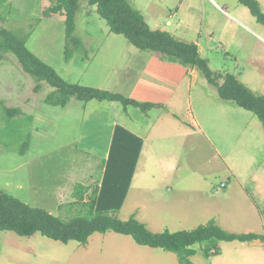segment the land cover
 Here are the masks:
<instances>
[{
    "label": "rangeland",
    "instance_id": "1",
    "mask_svg": "<svg viewBox=\"0 0 264 264\" xmlns=\"http://www.w3.org/2000/svg\"><path fill=\"white\" fill-rule=\"evenodd\" d=\"M231 1L237 2L218 0L222 8L233 13ZM260 2V9L264 12V0ZM50 5V0H0V26L25 37L27 48L68 82L102 89L121 74L124 76L116 83L120 91L115 92L129 96L132 91L126 89L135 80L139 68L147 64V69L149 62L157 63L160 58L175 64L177 73L186 68L159 52L136 48L123 35L110 32L104 19L96 14L85 15L91 9L83 5L76 13L73 33L81 45L75 48L77 45L70 44L67 54L64 52V17L60 13L44 14ZM242 7L251 15L246 6ZM211 8H201L200 13L204 17L210 15ZM219 14H211L215 22L205 27L212 28V33H200L202 38L209 36L211 40L209 56L212 70L232 73L254 93L264 94V26L259 22L256 26L255 20L247 21L248 16L245 17L247 20L240 17L257 34L255 36L236 23L233 15ZM205 54L201 56L205 57ZM129 64L131 68L126 73L123 67ZM222 66L225 69L221 70ZM196 71L198 75L195 77L187 74L185 79L178 78L176 84L168 79V83H172L171 90L183 91L186 98L178 101V106L171 104L170 108L163 110L162 129L169 126L164 124L170 120L180 119L184 123L194 120L191 113L203 125V132L197 130L187 136L183 133V126L176 125L179 137L164 138L162 144H157V139L152 141V145L162 147V152H165L162 157L146 154V145L134 182V187L143 183L150 185L139 189L141 196L149 197L148 208L142 212L150 211L153 215L162 209V182L170 179L175 170L177 179L182 180L183 190L205 185L214 193L212 186L220 187L222 182L243 184L251 189L252 194L259 193L256 202L264 209L263 122L233 101L221 99L216 88ZM53 89L45 81L38 82L22 70L12 52L0 51V190L30 206L67 218L66 205L72 200L74 183L85 180L89 175L94 178L103 169L111 138L110 125L113 120L121 121L120 111L123 109L118 101H80L74 97L65 106H52L45 103L44 98ZM154 93L148 91L145 96L153 97ZM173 96L172 93H162V100ZM14 102L18 106L13 105ZM173 108L179 115L170 116L169 110ZM6 109L17 112L7 114ZM126 110L136 118L134 108L128 106ZM146 114L137 112L140 119L136 121L140 126L147 123ZM152 117L155 119L154 114ZM167 144L174 150H164ZM175 144L178 145L177 150ZM149 177L151 181H147ZM219 189L223 191V188ZM188 190L183 194H191ZM228 201L230 198L224 203ZM192 210L190 207L187 212ZM126 214L125 210L113 213L116 217ZM158 216H162V211ZM124 237L110 239L116 242H104L99 247L135 245L130 236ZM82 247L77 241L62 243L40 233L20 236L0 230V264H116L114 262L120 259L118 256L104 259L86 255L81 251ZM128 260L129 256H126L123 264H128Z\"/></svg>",
    "mask_w": 264,
    "mask_h": 264
},
{
    "label": "trees",
    "instance_id": "2",
    "mask_svg": "<svg viewBox=\"0 0 264 264\" xmlns=\"http://www.w3.org/2000/svg\"><path fill=\"white\" fill-rule=\"evenodd\" d=\"M51 5L44 14L62 13L65 24V49L69 45H81L73 35L76 28V13L82 0H50ZM96 5V11L103 18L109 31L123 35L133 46L140 50L156 51L185 66L195 67L207 82L216 88L221 99L233 101L236 105L251 111L264 125V94H257L240 82L232 73L223 74L212 70L208 59L200 56L196 43L177 39L171 33L151 29L139 10L128 0H86ZM246 6L256 21L264 26V12L257 0H237ZM75 48L73 50L75 51ZM0 51L12 52L18 59L22 70L38 82L45 81L52 88L44 102L52 106H64L74 97L80 101H118L125 108L128 105L147 112L159 104L140 102L117 92L71 83L62 78L55 69L43 62L26 46L25 37L0 26ZM37 89V87H36ZM12 114V109H6ZM142 141L120 125L113 129L112 142L103 161V171L99 185L90 186L77 183L73 187V201L66 205L68 216L54 215L42 208L33 207L17 197L0 190V230L12 231L20 236L40 233L52 240L68 243L75 240L85 244L94 232L114 231L130 235L139 245L161 248L176 254L179 264H193L190 257L195 254L193 245L199 243L205 257L217 254L218 242L251 241L264 235L255 233H230L214 220L199 224L190 230L171 232L150 231L145 224L131 216L121 220L112 215L117 211L126 196L134 173ZM60 207V206H59Z\"/></svg>",
    "mask_w": 264,
    "mask_h": 264
},
{
    "label": "crops",
    "instance_id": "3",
    "mask_svg": "<svg viewBox=\"0 0 264 264\" xmlns=\"http://www.w3.org/2000/svg\"><path fill=\"white\" fill-rule=\"evenodd\" d=\"M128 1L134 8L140 11L142 16L144 17V20L147 22L151 29L165 30L179 40L196 43L200 56L206 53V56L203 58L208 59L209 63L211 61V58L209 56V54L211 53V40L209 39V36L208 38H202L200 36V33L205 32L206 34H208L211 32L212 28L205 29L206 26H212V21L215 22V19L211 17V14L220 15L219 13L223 12L230 17L233 15L232 18L233 20L237 21L236 23L240 24L241 26L252 32L255 36H257V34L248 27L244 20H247L245 19V17L248 16L249 19L247 21L255 20L256 23L254 24L256 26L258 25V22L251 13V15H248V13H246L245 9H243L244 7H242L243 4L238 1H231V10L236 15L222 8L218 0ZM257 1L259 5L262 6L260 0ZM82 5L85 8L91 9V11L88 10L85 15L88 14L87 16H92L96 14L97 17L101 18L96 11V5H91L86 0H82L80 2L78 13L79 10L81 11ZM209 6H212L210 10L211 14H207L204 17V14L202 15L200 13V9L206 7L209 10ZM216 11L218 13H216ZM54 14L57 13H52L50 15ZM60 14L64 17L62 13ZM227 15L224 14V16L228 18ZM240 17L244 20H242ZM157 60V63L149 62V67L147 69V64L143 68L140 67L135 80L126 89V91H132V93L129 94V96L125 97L132 98L140 102H151L159 104V106L152 107L147 110L145 121L147 123L143 126H140V122L136 121V119H140V115H137V112L141 110L138 107L128 105L129 107L131 106L132 108H134L136 112V118L134 119L126 110L128 106L124 108L121 104L123 109L120 111L121 121L113 120L111 122L112 124L110 125L111 138L106 150L107 155L112 142L113 129L115 125H120L123 128L129 130L142 141L134 173L131 178L126 196L122 202L121 207L117 211H115L121 212V210H125L127 214L123 217H120L118 215L117 218L121 220H127L128 218L133 216L138 221L145 224V226L152 232H161L165 229L171 232L182 229L190 230L195 228L199 224L206 223L209 220H214L218 226L230 233L252 232L259 235H264V209H261L259 204L256 202L259 199V193L254 195L252 194L251 189L248 190L243 184L233 185L231 183L229 184L228 182H222L220 187L212 186V188H215L214 193L205 185H198L192 187V189L183 190V187L181 185L182 180L180 178L177 179L176 170L174 171L173 175H170V179L167 180V178H162L167 180L162 182V209L160 210L162 211V216H158L160 211L156 214L154 212L153 215L148 210V212L146 213L142 212L144 209L148 208L149 197L141 196L139 193V189L149 188L150 185L148 183H143L142 186H140L141 184H139L140 187H134V182L136 179V173L138 171L142 154L144 153L145 148H147L146 145L148 146V151H146V154L150 156L162 157V154L165 153L164 151L162 152V147H157L154 144L152 145V141L154 139H157V144H162V139L164 138L179 137L180 131L176 132V125H179L181 127L183 126V133H185L187 136H191L192 132H195L197 130L203 132V125L199 124V122L195 118H193L194 116L191 113L190 117L194 120H190L185 123L180 119H175L177 121L170 120L167 124H164H169V126H166L162 129V114H164L163 110H167L168 108H170L171 104L173 106H178L177 102L182 101L184 98H186L183 91L171 90L172 83L169 84L168 79L171 78L172 81L176 84L178 78L183 77V79H185V76L187 74L195 77L197 74H195V72H197V68L186 66V68L182 69L181 73H177V67L175 66V64L163 61L160 58ZM130 68V64L125 65L123 67V70L127 73ZM222 69L225 68L222 66L221 70ZM231 71L233 72V70ZM123 76L124 75L120 74L117 77H114L110 83H107L109 86H106V88L102 87V89H107L111 92L120 91L117 88L116 83ZM262 86H264V84ZM163 89H169L171 91H162ZM148 91H155L154 96L147 98L145 96V93ZM162 93H172L175 96L166 100H162ZM186 101L190 103V100L187 99ZM13 105L18 106L17 104H15V102L13 103ZM6 107L12 108L13 106L7 105ZM176 110L177 109L174 108L169 110V114L171 117H173V114L179 115L175 112ZM124 113H126L129 118H127V116L123 117ZM152 114L155 115V119H153ZM126 121L128 122V124H126ZM242 128L244 129L245 126H243ZM174 146L177 150L176 146L178 145L175 144ZM163 149L171 151L174 150V147L171 148L167 144L163 147ZM107 155L103 160L107 158ZM102 171L103 169H101L99 173L94 176V178L89 175L83 181H76L74 185L77 183H81L83 185L90 186V188H93L94 186L100 184ZM151 179L152 178L149 177L147 181H151ZM93 180H96L97 182L96 184L94 183V185L92 184ZM219 188H223V191ZM187 190L191 194H183ZM184 197L186 198L185 200ZM229 198L230 201L224 203V200ZM73 200L74 198L72 197L71 201ZM210 200L212 201L211 203ZM186 201H188L189 203H185ZM222 201L223 203H221ZM190 207L193 210L191 212H187L190 210ZM150 226L155 228H150ZM124 235L125 234H120L112 230L106 231L104 233L94 232L89 236L85 244H80L79 242L77 243L79 246H84L82 247L81 251L85 252L86 255H94V257L102 256L104 257V259L114 256L120 257L118 261L114 262L116 264H123L126 256H129L128 264H179L175 253L164 251L163 249L157 247H150L145 245L140 246L130 235L128 236H130L135 242L134 246H123L122 248L110 246L111 243L116 242L110 239H116L119 237L125 238ZM104 242L110 244L105 247H99V245ZM218 247L220 251L217 254L205 257L202 252V246L199 243H196L193 245L195 254L192 255L190 259L192 260L193 264H264V241L261 239H255L251 241L221 240L218 242Z\"/></svg>",
    "mask_w": 264,
    "mask_h": 264
}]
</instances>
